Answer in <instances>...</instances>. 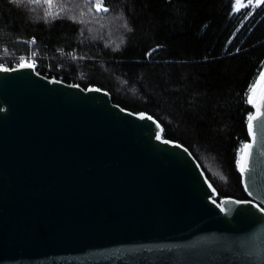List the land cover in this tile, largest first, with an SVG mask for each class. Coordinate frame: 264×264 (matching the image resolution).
I'll return each instance as SVG.
<instances>
[{
  "label": "water",
  "instance_id": "obj_1",
  "mask_svg": "<svg viewBox=\"0 0 264 264\" xmlns=\"http://www.w3.org/2000/svg\"><path fill=\"white\" fill-rule=\"evenodd\" d=\"M26 65L0 67V264H264V68L247 198L217 200L154 117Z\"/></svg>",
  "mask_w": 264,
  "mask_h": 264
},
{
  "label": "trees",
  "instance_id": "obj_2",
  "mask_svg": "<svg viewBox=\"0 0 264 264\" xmlns=\"http://www.w3.org/2000/svg\"><path fill=\"white\" fill-rule=\"evenodd\" d=\"M30 39L64 81L154 117L217 200L247 198L239 161L264 68V0H0V53H27Z\"/></svg>",
  "mask_w": 264,
  "mask_h": 264
},
{
  "label": "built area",
  "instance_id": "obj_3",
  "mask_svg": "<svg viewBox=\"0 0 264 264\" xmlns=\"http://www.w3.org/2000/svg\"><path fill=\"white\" fill-rule=\"evenodd\" d=\"M27 42H30V40ZM4 53L6 54L0 55V58H4L3 60H0V67H14L21 64H30L36 69L37 72L46 76H48L47 74H50L51 76H48L50 78L63 80V77L65 76V74L61 72L58 67L51 68L46 65H42V63H49L48 61L52 59L51 56L32 55L30 53Z\"/></svg>",
  "mask_w": 264,
  "mask_h": 264
},
{
  "label": "rangeland",
  "instance_id": "obj_4",
  "mask_svg": "<svg viewBox=\"0 0 264 264\" xmlns=\"http://www.w3.org/2000/svg\"><path fill=\"white\" fill-rule=\"evenodd\" d=\"M21 41H22V40H21ZM23 42L27 43V45H28V50L26 51L27 53H30V54H32V55H41V54H39V52H38L39 48H38L37 46H34V45H35V43H33V42H34V39H30V42H27V41H23ZM3 54H6V53H4V52L2 51V53H0V55H3ZM41 56H43V55H41ZM3 59H4V58H0V60H3ZM48 62H49V63H42V65H46V66H48V67L53 68V65L50 64V60H49Z\"/></svg>",
  "mask_w": 264,
  "mask_h": 264
},
{
  "label": "snow or ice",
  "instance_id": "obj_5",
  "mask_svg": "<svg viewBox=\"0 0 264 264\" xmlns=\"http://www.w3.org/2000/svg\"><path fill=\"white\" fill-rule=\"evenodd\" d=\"M26 66L31 67V65H26ZM249 119H250V121H251L252 117H250ZM158 138H159V137H158ZM261 211H264V209H261Z\"/></svg>",
  "mask_w": 264,
  "mask_h": 264
}]
</instances>
